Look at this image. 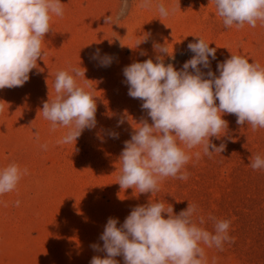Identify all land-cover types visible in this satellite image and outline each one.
Listing matches in <instances>:
<instances>
[{"label": "rangeland", "instance_id": "rangeland-1", "mask_svg": "<svg viewBox=\"0 0 264 264\" xmlns=\"http://www.w3.org/2000/svg\"><path fill=\"white\" fill-rule=\"evenodd\" d=\"M61 2L64 14L52 16L42 59L29 80L22 87L0 89V170L13 163L28 170L13 191L0 195V264H90L94 256L105 258L92 245L103 248L100 236L108 219L116 218L119 227L136 206L150 201L171 204L174 214L188 203L197 205L196 216L205 218L203 227L210 232L209 216L231 221L228 234L234 243L225 242L222 251L201 245L207 264H264V169L250 166L255 155L264 158V128L252 131L225 114L227 130L219 139L210 137L217 147L223 143L224 151L208 156L202 145L191 149L182 169L187 180L165 178L153 195L123 190L117 183L124 142L137 123H152L143 101L128 95L124 68L162 56L165 65L182 70L194 56L188 44L199 37L216 48V59L209 60L217 76L218 63L232 54L264 67V23L226 28L214 0H152L150 8L139 7L143 0H129L128 14L119 21L115 16L122 0ZM159 4L169 9L167 17H160ZM111 15L115 24H106ZM144 37L146 42L136 46ZM156 45H166L174 59ZM97 50L99 57L93 59ZM105 56L111 57L109 66L101 64ZM199 67L206 76L209 69ZM72 68L85 71L76 82L95 98L97 123L75 143L58 144L67 128L52 131L42 107L56 96V73ZM115 259L124 264L122 255Z\"/></svg>", "mask_w": 264, "mask_h": 264}, {"label": "clouds", "instance_id": "clouds-1", "mask_svg": "<svg viewBox=\"0 0 264 264\" xmlns=\"http://www.w3.org/2000/svg\"><path fill=\"white\" fill-rule=\"evenodd\" d=\"M214 5L226 28L245 24L254 28L257 21L264 23V0H214ZM151 6L152 0H143L139 5ZM157 9L160 17L170 14L164 4L157 5ZM128 11L129 0H122L115 20L124 18ZM63 14L61 0H0V89L22 87L29 80V73L42 59V40L51 31L52 16ZM105 23L115 24L112 15L105 17ZM142 42H146L145 37L136 46ZM155 47L172 57L166 45ZM188 49L194 56L179 71L171 63L165 65L162 56L155 63L152 59L133 62L123 70L128 95L143 101L141 107L152 121L149 124L145 119L137 123L138 127L132 126L134 133L124 142L117 182L123 190L132 188L153 195L165 178L187 180L188 173L182 169L191 159V149L202 145L208 156L224 151L225 145L217 147L210 137L219 139L227 130L228 122L222 118L225 114L235 115L238 125H251L252 131L264 128V67L232 54L218 63L217 76L210 70L209 60L216 59V48L199 37L198 42L188 44ZM98 57L99 50L92 58ZM110 63L111 57L101 60L102 66ZM201 65L209 69L206 76ZM81 76L85 77V71L80 68L58 71L56 96L43 103L42 114L51 122V130L57 126L67 128L58 144L75 143L83 130L96 126L95 98L78 86L76 78ZM123 122L119 121L118 126ZM111 136L118 138V133ZM42 147L47 149L46 144ZM200 155L195 153L197 159ZM250 166L253 170L264 169V158L255 155ZM27 171H21L15 163L0 170V195L13 191ZM197 211V205L188 203L185 210L174 214L171 204L166 207L163 202L150 201L136 206L119 227L116 218H109L100 236L103 248L92 245L104 251L106 257L94 256L90 264H118L115 257L121 255L124 264H207L201 245L222 251L225 242L234 243L228 234L231 221L209 216L214 229L210 232L203 227L205 218L196 216Z\"/></svg>", "mask_w": 264, "mask_h": 264}]
</instances>
